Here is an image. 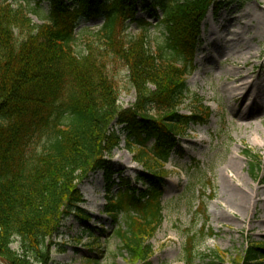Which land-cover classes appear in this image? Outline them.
I'll use <instances>...</instances> for the list:
<instances>
[{
    "label": "trees",
    "instance_id": "trees-1",
    "mask_svg": "<svg viewBox=\"0 0 264 264\" xmlns=\"http://www.w3.org/2000/svg\"><path fill=\"white\" fill-rule=\"evenodd\" d=\"M12 1L0 0V262L51 264L53 238L68 215L89 219L78 185L102 171L110 193L107 155L124 136L144 168L135 179L142 188L122 179L125 190L108 195L106 213L117 223L125 212L117 230L123 250L133 263L150 264V239L163 222L165 165L190 126L206 124L212 114L204 105L189 115L180 110L200 24L210 9L217 13L232 0H149L143 9L161 14L164 28L165 45L156 51L146 35L153 25L135 17L138 0H51L42 26ZM94 18L103 21L97 38L106 48L99 53L90 43L88 54H79L80 23ZM129 20L141 35L126 36ZM108 60L128 69L138 96L133 108L117 106ZM245 157L260 178L261 160L249 151ZM241 264H264V244L249 245Z\"/></svg>",
    "mask_w": 264,
    "mask_h": 264
},
{
    "label": "rangeland",
    "instance_id": "rangeland-1",
    "mask_svg": "<svg viewBox=\"0 0 264 264\" xmlns=\"http://www.w3.org/2000/svg\"><path fill=\"white\" fill-rule=\"evenodd\" d=\"M64 2L73 4L72 0ZM137 3L135 17L153 25L146 35L156 51L165 45L161 14L143 9L149 0ZM12 4L25 7L34 25L42 26L51 0H13ZM102 25L99 18L80 23L76 40L79 54L87 55L90 43L89 47L99 53L105 50L97 38ZM126 25V36L141 35L138 24L129 20ZM175 61L184 63L181 58ZM190 66L189 92L180 105L181 114L189 115L200 105L212 114L206 124L190 126L165 165L163 222L150 239V264H241L249 245L264 244V0H232L217 13L210 9L200 24ZM107 67L118 90L117 106L133 108L138 96L128 69L112 60ZM240 76L252 84L246 97L235 91ZM151 112L159 114L157 109ZM117 128L114 124V130ZM256 136L259 140L254 142ZM124 138L107 155L115 182L110 193L102 171L91 173L78 185L82 197L79 207L89 219L83 221L77 213L68 215L53 238L51 264H136L117 236L125 212L117 223L106 213L108 195L115 199L125 190L122 179L129 180L131 187L142 188L135 179L144 168L127 150ZM247 151L262 162L260 178L251 171ZM234 182L248 193L261 189V198L241 207L233 196L240 191ZM13 249L19 250V244Z\"/></svg>",
    "mask_w": 264,
    "mask_h": 264
},
{
    "label": "bare ground",
    "instance_id": "bare-ground-1",
    "mask_svg": "<svg viewBox=\"0 0 264 264\" xmlns=\"http://www.w3.org/2000/svg\"><path fill=\"white\" fill-rule=\"evenodd\" d=\"M237 85H236V87H235V91L236 92H239V93H242V95L243 96H247V94H249L250 93V91H251V88H250V86H252V84L250 83H247V81H246V77H241L240 76V78H238V81H237ZM257 94L255 95V99H258V97H259V93H258V91L256 92ZM259 139H258V137L256 136L255 138H254V142H257ZM239 156V155H238ZM233 162L234 163H236V161H234L233 160ZM237 164V163H236ZM231 181H234L233 180V178H232V176L230 175V174H227L226 175ZM234 184L236 185V187L240 190L239 192L238 191H236V192H234L233 193V196L235 197V198H237V200L239 201V204H240V206L241 207H243V208H245L246 206V204H247V202L248 203H250L251 201H253V200H255V199H260L261 198V189H253L252 191H251V193H248V192H246L244 189H243V187H241L239 184H236L235 182H234Z\"/></svg>",
    "mask_w": 264,
    "mask_h": 264
}]
</instances>
